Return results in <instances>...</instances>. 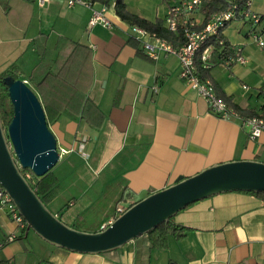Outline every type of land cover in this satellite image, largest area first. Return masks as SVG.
Masks as SVG:
<instances>
[{"label":"crops","instance_id":"obj_1","mask_svg":"<svg viewBox=\"0 0 264 264\" xmlns=\"http://www.w3.org/2000/svg\"><path fill=\"white\" fill-rule=\"evenodd\" d=\"M87 1L94 7L103 3ZM124 1L148 19H164L170 3ZM108 3L107 26L89 25L91 8L81 2L0 0V73L12 69L39 99L30 75L57 71L74 41L89 48L80 77L88 82L82 99L89 97L92 104L85 113L69 105L48 124L58 148L67 152L51 168L56 187L46 200L64 219L87 221L82 212L101 192L96 191L100 178L119 176L122 184L112 193L114 203L102 209L91 228H83L87 231L99 230L117 214V205L127 207L178 177L224 161L264 162V134L251 137L239 118L210 111L206 99L179 76L177 56L149 57L130 24ZM251 8L261 15L259 22L233 19L222 30L246 61L226 63L211 48L209 58L218 60L208 68V78L232 104L264 113V104L251 102L264 92V44L258 43L264 40V0H251ZM192 17L200 23L203 14L196 9ZM78 70L79 63L68 65L69 81L61 82L60 99H67L72 90L68 84L80 79ZM3 208L0 241L12 232L16 236L0 247V264H264V198L250 192H220L178 210L172 221L187 230L181 237L168 234L163 245L139 235L108 253L66 249L38 235L30 239L29 230L17 226Z\"/></svg>","mask_w":264,"mask_h":264},{"label":"water","instance_id":"obj_2","mask_svg":"<svg viewBox=\"0 0 264 264\" xmlns=\"http://www.w3.org/2000/svg\"><path fill=\"white\" fill-rule=\"evenodd\" d=\"M13 113L4 128L0 116V184L26 222L43 240L79 252L102 253L167 221L188 204L232 190L264 192V162L253 159L224 161L176 181L132 202L103 229L87 231L64 222L41 199L24 177L36 176L59 159L57 139L34 90L21 78L6 76Z\"/></svg>","mask_w":264,"mask_h":264},{"label":"built area","instance_id":"obj_3","mask_svg":"<svg viewBox=\"0 0 264 264\" xmlns=\"http://www.w3.org/2000/svg\"><path fill=\"white\" fill-rule=\"evenodd\" d=\"M39 4L45 3L47 0H36ZM67 4L71 5L76 2L84 3L91 8V15L88 20L89 25L95 23H102L103 25H110V20L106 15L109 3H101L100 6L94 7L90 1L87 0H66ZM113 3V0H110ZM205 0H169V5L164 16V23L170 30H176L178 22L181 21L183 32V43L179 46H174L167 39L159 36L155 32H150L147 29L130 25V29L136 39L141 42L143 50L146 54L157 59L162 54H173L177 56L180 68L179 76L191 88L195 89L208 102L210 111L223 118H239L243 124L248 126L249 135L251 137H258L264 134V117L260 115H242L236 110L232 109L226 101L219 97L215 91L212 81L208 77H202L200 74V66L208 68L210 49L212 44H206L209 39L217 37L222 34L223 28L233 19H241L243 21H250L257 23L261 19V15L251 8V0H245L241 6L233 5L229 9L221 10L213 13L207 21L199 28L194 27L198 22L192 17V14L199 8L200 4ZM224 38L219 37L218 42L222 44ZM259 44H264V40L258 39ZM199 55V63L197 57ZM246 61L240 48H235L233 53L226 59V63ZM246 87V85H243ZM59 155L67 152V150L59 149ZM24 177L32 184L35 182V174L30 169H25ZM6 207L11 219L20 228L26 227V222L18 212L16 206L12 202L9 195L0 184V208ZM126 207L117 205V214L112 216L106 222L100 225V229L105 228L115 216L120 214ZM15 233H10L4 241H0V247L7 240L15 238Z\"/></svg>","mask_w":264,"mask_h":264},{"label":"trees","instance_id":"obj_4","mask_svg":"<svg viewBox=\"0 0 264 264\" xmlns=\"http://www.w3.org/2000/svg\"><path fill=\"white\" fill-rule=\"evenodd\" d=\"M102 2L108 3L110 0H100ZM245 0H205L203 1L200 6L199 10L203 14V19L200 23L195 24L194 27L199 28L201 27L207 19L215 12L226 10L232 7L233 5L241 6ZM113 7L115 13L124 21L128 22L130 25H137L147 29L150 32H155L159 36L164 37L174 46H179L183 43L184 37L182 32V25L181 21L178 22V26L176 30H170L166 27L163 18H155V19H148L143 17L131 10H129L126 6L124 0H113ZM223 37L220 34L217 37H213L208 40L206 44H212L213 49L217 51V56L222 60H225L229 55L233 53V49L229 46L227 41L224 39L222 44H219L218 38ZM89 48L87 45L74 41L72 43V49L67 54L62 66L57 71H52L48 69L42 75L36 73L30 75V80L32 81L34 87H36L39 92L41 93L40 102L44 108L46 120L49 124L50 121L54 120L57 116L58 110L66 109L69 105H75L76 109H80L82 113H85L88 109L87 106L92 104V101L89 97H83V93L85 92L88 82L84 84V78L80 77L83 69L81 68L82 61L88 58ZM220 59V60H221ZM218 60V59H217ZM216 60V61H217ZM216 61H212L209 58V67L214 64ZM197 62L199 63V55L197 57ZM71 63H79V70H78V81L73 80V82L69 83L68 85L72 88L69 96L67 99L62 100L59 98V92H61V88L63 87V82L69 81V77L67 76V69L68 65ZM200 67V74L202 77H208V68ZM66 74H63V72ZM82 71V72H81ZM13 76L18 77L16 73L13 72L12 69L6 70L0 73V116L2 119L3 124L8 123L11 119L13 109L10 99L8 97L7 86L4 84L3 79L6 76ZM62 82V83H61ZM217 93V92H216ZM218 96L221 94L217 93ZM226 103L234 110L243 113L244 115L251 116V115H260L264 117V113H257L255 110L251 108H241L238 105L232 104L230 101L229 96L222 95L221 96ZM29 169V168H26ZM23 169L22 171H24ZM32 187L35 188L38 195L47 205V195L51 191H55L56 187V178L52 174L51 169L48 170L45 174L41 176L35 175V182L31 184ZM245 192H250L257 194L264 198V192H255V191H247L241 190ZM48 206V205H47ZM57 215V214H56ZM59 217V215H57ZM187 227L181 224L174 223L172 218L167 221H163L159 223L154 228L148 230L147 232L141 235H148L154 239L158 244L163 245L166 241V237L168 234H172L176 237H181L185 234ZM116 249H112L109 251H105L102 253L112 252Z\"/></svg>","mask_w":264,"mask_h":264},{"label":"rangeland","instance_id":"obj_5","mask_svg":"<svg viewBox=\"0 0 264 264\" xmlns=\"http://www.w3.org/2000/svg\"><path fill=\"white\" fill-rule=\"evenodd\" d=\"M234 21V20H231ZM230 21V22H231ZM252 105H260V104H264V92H262L258 97H252L251 99ZM6 123H4V128L6 129ZM105 181V182H104ZM98 183H100L99 188L96 191H101L100 193H95L93 199H94V203L89 206L85 211L82 212V214L85 216V218H87V221H82L81 219H77V220H66L64 219V215H62L60 213L59 217L67 223L72 224V226L78 228V229H82V230H87V229H83V228H91L89 227L93 221L94 218L97 217V215L102 211V209H104L109 202H111V204L114 203V200L112 201V193L114 191H117L119 186H121L122 181L120 180L119 176L114 175V177H111L108 180H102V178H100V181H98ZM3 211L8 213V210L6 208H3ZM66 220V221H65ZM29 230V238H35L38 239L37 234L35 232H33L32 229H28ZM32 244V242H31Z\"/></svg>","mask_w":264,"mask_h":264}]
</instances>
